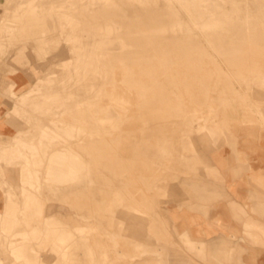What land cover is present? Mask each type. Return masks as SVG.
<instances>
[{"label":"rangeland","instance_id":"1","mask_svg":"<svg viewBox=\"0 0 264 264\" xmlns=\"http://www.w3.org/2000/svg\"><path fill=\"white\" fill-rule=\"evenodd\" d=\"M218 3L0 0V264H258L264 0Z\"/></svg>","mask_w":264,"mask_h":264},{"label":"bare ground","instance_id":"2","mask_svg":"<svg viewBox=\"0 0 264 264\" xmlns=\"http://www.w3.org/2000/svg\"><path fill=\"white\" fill-rule=\"evenodd\" d=\"M183 1L185 3H190L192 5V7H194V11L196 14L197 21L200 22L201 26L206 28L208 31H213L216 29H224L225 28V26L227 24V22L225 21L226 18L221 14L217 15L216 18H214V17L211 18L209 13L203 11L199 7L200 0H183ZM207 1L210 4V6H212V9L214 11H218V8H221L220 4L218 3V0H207ZM191 16H193V15H191Z\"/></svg>","mask_w":264,"mask_h":264},{"label":"crops","instance_id":"3","mask_svg":"<svg viewBox=\"0 0 264 264\" xmlns=\"http://www.w3.org/2000/svg\"><path fill=\"white\" fill-rule=\"evenodd\" d=\"M7 14V12L5 11V13H4V15L3 16H5ZM57 25V24H56ZM55 25V26H56ZM29 35H32V33L31 34H29ZM7 37H9V38H12V35H9V36H7ZM64 51L63 50H61L60 51V54L59 55H61L62 53H63ZM1 78V77H0ZM2 80H4V78H2L1 79V81H0V89L3 87V83H2ZM5 105H8V102L6 101V99H4V98H1L0 99V116H1V113L6 109L5 108ZM1 118V117H0ZM2 208H3V205L0 203V212L2 211ZM257 251V250H256ZM260 252V251H259ZM263 256H259L258 257V259H257V262H258V264H260V261H264V251H263V253L262 252H260ZM260 254V255H261ZM243 260H244V262L246 261V258H244L243 257ZM250 264H251V262H250ZM254 264V263H253Z\"/></svg>","mask_w":264,"mask_h":264}]
</instances>
